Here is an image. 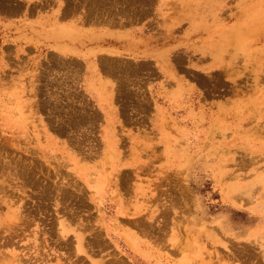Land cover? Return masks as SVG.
<instances>
[{
    "label": "rangeland",
    "instance_id": "obj_1",
    "mask_svg": "<svg viewBox=\"0 0 264 264\" xmlns=\"http://www.w3.org/2000/svg\"><path fill=\"white\" fill-rule=\"evenodd\" d=\"M0 264H264V0H0Z\"/></svg>",
    "mask_w": 264,
    "mask_h": 264
},
{
    "label": "crops",
    "instance_id": "obj_2",
    "mask_svg": "<svg viewBox=\"0 0 264 264\" xmlns=\"http://www.w3.org/2000/svg\"><path fill=\"white\" fill-rule=\"evenodd\" d=\"M80 22L82 23L81 26L74 25L72 24V22H69V20H67L66 22H61V21L55 22L56 28H53L55 31V35L57 37L60 36L72 37L73 35H76L77 37L79 36L78 38H80V36H90V35L99 36L104 33V28L99 26V24H97V26L95 27H91V20L87 18L84 19L81 18ZM61 27L63 28L61 29ZM62 31L66 33L63 34ZM111 32L124 33V31H122V28L112 30ZM93 50L92 48H89L88 51H86V53ZM62 51L65 50L62 49L59 52ZM105 57H111V56H103L102 58L105 59ZM102 58L96 57V61L98 60L100 61L102 60ZM113 75L114 74H112V77H115ZM82 91L85 94V99H88L91 102L92 108H94L96 111H98V113L101 114V116L103 117V121L107 123H113L114 125H117L118 122L120 124L125 123L122 120V115L124 114L122 99L118 97L119 95H118L116 83L114 84V80H112L109 76L101 75L100 77V76H96L95 74L85 75L84 81L82 82ZM169 96L173 98L174 94L171 93L169 94ZM152 102L150 103V109L154 108ZM155 102L157 104V108L159 109L160 108L159 104L157 103L156 100Z\"/></svg>",
    "mask_w": 264,
    "mask_h": 264
},
{
    "label": "bare ground",
    "instance_id": "obj_3",
    "mask_svg": "<svg viewBox=\"0 0 264 264\" xmlns=\"http://www.w3.org/2000/svg\"><path fill=\"white\" fill-rule=\"evenodd\" d=\"M77 245H78V243H77ZM81 247V246H80ZM79 249V248H78Z\"/></svg>",
    "mask_w": 264,
    "mask_h": 264
}]
</instances>
